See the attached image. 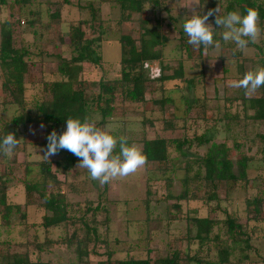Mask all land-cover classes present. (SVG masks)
I'll list each match as a JSON object with an SVG mask.
<instances>
[{
  "label": "rangeland",
  "instance_id": "1",
  "mask_svg": "<svg viewBox=\"0 0 264 264\" xmlns=\"http://www.w3.org/2000/svg\"><path fill=\"white\" fill-rule=\"evenodd\" d=\"M66 1L4 0V3H0V22H9L13 47H24L28 51L27 71L23 79V99L30 113L33 111L30 101L42 94L41 84L58 78L56 65L59 57L70 56V27L77 21L90 19L92 14L88 10L89 7H92L95 19L92 26L87 25L84 31L87 36L100 32L98 51L101 61L97 66L82 63L80 76L87 82L98 79L118 80L119 35L128 34L137 40L141 32V19L147 20L148 25L160 20V29L166 38L162 49V63L169 66L163 73L169 74L176 67L177 61L181 60L185 77L197 75L201 78L195 85V94L199 97L198 101L204 97L203 105L198 106L195 101L187 111H180V107L175 110L170 104L161 105L158 100L165 94L175 98L177 96L169 91L172 88L170 82L146 81L142 99L133 102L124 99L123 92L116 87L115 110L101 129L124 136L140 148L144 138L191 137L193 132L198 134L212 127L215 131V141L220 142L227 138L228 146H232L233 139L242 144L236 155L244 154L249 157L248 177L244 183L237 182L230 187L220 185L216 190L217 200L205 203L192 198L178 200L177 195L183 189V171L180 168L183 162L179 161L178 156L177 159H172L176 155L173 150L168 151V160L147 162L136 173L115 178L103 185L91 179L83 168L76 167L65 175L56 173V179L59 181L57 186L64 193L69 203V211L74 215L80 214L88 205L93 207L99 199L100 203L103 202L101 211H97L94 216L89 213L85 215V219L92 221L96 228L97 240L86 245L88 255L77 259L74 248L76 240L81 237L82 227L75 223L45 229L41 225L43 210L39 202L27 206L24 204L21 180L25 167L31 170V176L39 178L37 164L48 159L43 156L41 148L42 125L37 122L20 125L16 128L18 146L14 149L12 157L8 158L0 153V175L3 177L0 182L5 179V201L9 204H19L24 217H19V213H12L7 224L0 221V264H5L7 257L13 253H27L29 259H39L48 264H96L105 258V252L108 250L114 254L111 256V264L125 256H147L152 260L169 255L172 251L179 252V264H192L186 263L183 257L186 250L188 254L197 251V244L192 240L194 225L191 217L208 216L221 220L224 211H227L234 212L240 223L244 224L248 216L253 215L252 204H247L246 201L262 195L264 147L257 138H252L254 131H261V121L255 122L251 131L249 128H242L241 122H236L237 126L232 125L228 137H225L220 117L225 111L223 99L238 95V88L231 87L229 82L241 79L248 71L264 67V62L256 61L258 57H264V18L258 21L261 29L259 38L243 50L238 49L234 42L223 41L221 33L224 29L218 25L214 27L212 19L209 18L206 23L213 26L214 41H219L220 48L201 46L195 49L188 44L186 33L178 36L173 26L175 17L186 20L187 15H192V9L187 7L190 6L191 0H142L140 12L131 13L125 20L120 17L115 0ZM206 1L199 0L200 5H194L201 15L208 9ZM214 2V9L219 6L222 14L224 2ZM261 2L264 7V0ZM241 3H244L243 0ZM54 12L58 15L50 16ZM260 45L261 54L256 48ZM150 63L152 68L159 66L157 60ZM152 75H156V72ZM2 81L0 70V132L3 123L18 112L17 106L10 102L8 92L2 89ZM258 95L259 89L251 96ZM239 102L238 99L231 101L229 111L242 113ZM173 114L176 117H173ZM98 119L97 114L92 115L91 120ZM194 151L196 153L197 150ZM228 154L235 156L231 148ZM192 157H195L193 152L188 159L192 160ZM54 158L50 156L49 161ZM50 166L53 170L52 163ZM200 189L196 194H201ZM258 216L264 218V200L261 201ZM247 226L256 231L257 236L251 234L250 243L257 251L251 252L250 261L242 264H264V221L258 219L256 222L251 219L247 221ZM218 227L219 225L215 224L213 232L217 231ZM75 229V235L71 236ZM223 236L222 233L221 237ZM187 239L188 247L185 246ZM43 243L44 246L38 249L37 245ZM211 245L210 243L212 248ZM204 253V250H199L197 254L201 256ZM206 253L209 258H214L213 249Z\"/></svg>",
  "mask_w": 264,
  "mask_h": 264
},
{
  "label": "trees",
  "instance_id": "2",
  "mask_svg": "<svg viewBox=\"0 0 264 264\" xmlns=\"http://www.w3.org/2000/svg\"><path fill=\"white\" fill-rule=\"evenodd\" d=\"M220 1L224 2L222 6L223 13L220 14L222 16L232 11L244 15L246 14V9L252 8L259 13L258 21L264 18V7L261 0H257V2L254 0H243L244 3H241V0ZM65 2L67 1L65 0ZM115 2L118 5L122 20L128 18L131 13L140 12L142 9V0H115ZM0 3H4V0H0ZM214 4V0L207 2L208 9L204 14L214 9ZM88 10L92 14L88 21H77L70 27L68 35V43L71 47L70 56L68 58L59 57L56 65L58 78L44 81L41 84V96L30 101L33 110L31 113L23 99V79L27 71L26 59L28 51L24 47H19V49L13 47L9 22L6 20L0 22V70L3 77L1 85L2 89L8 92L10 102L18 108V112L3 123L0 140L9 132L16 137V128L20 125L37 122L43 125L41 148L45 154L48 144L47 136L53 130L58 135L66 130L67 118H78L83 122L85 118L91 120L92 115L97 114L99 119L95 121L96 126L102 128L112 117V113L115 110L116 87L123 92L124 99L133 102L142 99L143 85L149 80L170 82L172 88L169 91L177 94L176 98L165 94L158 100L161 105L170 104L175 110H179L178 107H180V111H187L195 101L198 102H196L198 106L203 105L204 97L198 101L199 97L197 93L195 94V85L200 82L201 78L197 75L185 77L181 60L177 61L176 67L169 74L163 73L169 66L162 63V49L165 46L166 38L161 32L160 20L148 25L147 20L141 19V32L137 40L128 34L119 35L120 76L118 80L107 81L98 79L97 81L87 82L82 79L80 76L82 63L97 66L101 61V55L98 51L101 40L100 32L97 31L96 34L90 36L85 35V27L87 25L91 27L95 19L92 7H89ZM57 15L54 12L50 16ZM209 18L212 19L213 26H217L215 17L211 16ZM184 21L181 17L173 19V26L178 36L184 35V31L181 29V23ZM256 48L261 54V51H259L261 45ZM154 60H157V65H159L157 66V77H152L148 67L144 65L145 62ZM256 61L259 63L264 62V57H258ZM236 91H238L237 96L223 99L225 101V111L220 120L222 121L225 137H228L227 134L232 129V125L237 126L236 122H241L240 126L242 128H249V131H251L255 122L261 121V131H254L252 138H257L264 147V86L259 88L258 96H245L243 88H238ZM236 99L240 100L242 113L229 111L231 101ZM173 117H176V115L173 114ZM110 134L118 140L114 154H119V137L121 136H117L112 132ZM226 141L227 138L220 142L215 141V131L212 127H208L201 133L193 132L191 137L172 139L162 137L144 138L141 140L140 149L146 155L147 162H163L168 160L169 150L175 151L176 155L172 159L179 157V161L183 162L180 167L183 171L181 178L183 189L177 195L178 200L192 198L208 203L209 201L217 200L216 190L220 185L230 187L237 182H246L248 177L247 165L249 157L244 154L236 155L237 149L242 144L233 139L232 146H228ZM127 143L132 145L128 139ZM229 148L234 150L235 156L228 154ZM194 150L200 151L195 153ZM192 152L195 157L189 160L188 158ZM52 157H55L52 161L43 160L37 164L39 178L31 176V170L25 167L23 179L21 180L24 204L27 206L39 202V206L43 210L41 225L45 229L78 223L82 227V234L80 239L76 240L74 250L77 259H80L88 255L89 251L86 245L90 241L97 240L96 228L92 225V221L89 222L85 219V215L89 213L94 216L97 211H101L103 202L101 201L100 203L99 199V202L93 207L89 205L84 207L78 215L71 213L64 193L57 186L59 181L56 179V173L63 175L70 173L80 162L79 158L67 150H60ZM262 159L264 160V152L262 153ZM51 163L53 170L50 166ZM1 176L0 178H3ZM4 180L0 182L2 183V186H0V221L7 224L12 213H19V217H24V213L20 211L19 204H9L5 201ZM262 185V195L260 197L254 196L250 201H246L247 204H252L253 215L251 217L248 216L244 224L240 223L234 212L227 211H224V217L221 220L208 216L191 217L190 220L194 225L192 240L197 244V251L193 254H188L186 250L183 255L184 261L192 264L248 263L251 252L257 251L250 243L251 234L257 235L254 228L247 226V221L251 219L256 222L258 219L264 221V218L258 216L261 201L264 200V177H262ZM198 189L202 190L201 194H196ZM215 224L219 225V227L217 231L213 232L212 228ZM76 230L72 231L71 236L75 235ZM222 233L223 237H221ZM262 237H264V234H262ZM188 244L189 239L185 241V246L188 247ZM42 246H44V243L37 245L38 249H41ZM211 249L214 251V258H209L205 255L206 251ZM199 250H204L205 253L200 256L197 254ZM112 254L111 250L106 251L105 258L97 261L96 264H111ZM179 258V252L172 251L169 255H163L152 260L147 256L143 258L125 256L115 261V264H179ZM5 264L48 263L39 259L31 260L27 253H13L7 257Z\"/></svg>",
  "mask_w": 264,
  "mask_h": 264
},
{
  "label": "clouds",
  "instance_id": "3",
  "mask_svg": "<svg viewBox=\"0 0 264 264\" xmlns=\"http://www.w3.org/2000/svg\"><path fill=\"white\" fill-rule=\"evenodd\" d=\"M194 5H200L199 0H191L190 6H187L192 9V15H187L183 31L188 37V44L195 49L201 46L220 48L219 41H214L213 26L206 23L213 14L215 24L224 29L221 33L223 41L234 42L240 50L245 49L249 43H255L260 36L259 13L252 8L246 9L244 15L232 11L222 16L218 6L201 15ZM229 85L243 88L246 96L253 95L264 86V67L246 72L241 79L230 81ZM47 140V149L43 155L46 159L49 160L50 156L60 150H67L79 158L76 167L86 169L91 179L101 185L134 174L147 164L146 155L135 144L129 145L124 136L119 137V154H114L117 138L109 131L97 127L95 121L88 118L83 122L78 118H67L66 130L59 135L53 130ZM17 146L18 139L9 132L0 140V153L11 158Z\"/></svg>",
  "mask_w": 264,
  "mask_h": 264
},
{
  "label": "built area",
  "instance_id": "4",
  "mask_svg": "<svg viewBox=\"0 0 264 264\" xmlns=\"http://www.w3.org/2000/svg\"><path fill=\"white\" fill-rule=\"evenodd\" d=\"M147 64V67L149 69V73L152 75V73H155L156 72V75H158V67L155 66L154 68H152L151 66V63L150 62H145L144 65ZM156 75H152V76H156Z\"/></svg>",
  "mask_w": 264,
  "mask_h": 264
}]
</instances>
